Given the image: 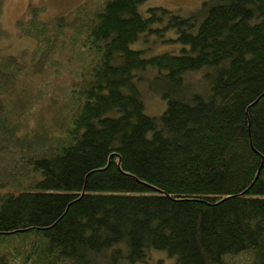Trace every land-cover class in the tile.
Listing matches in <instances>:
<instances>
[{"label": "trees", "instance_id": "16d2710c", "mask_svg": "<svg viewBox=\"0 0 264 264\" xmlns=\"http://www.w3.org/2000/svg\"><path fill=\"white\" fill-rule=\"evenodd\" d=\"M140 2L0 22V264H264V0Z\"/></svg>", "mask_w": 264, "mask_h": 264}, {"label": "rangeland", "instance_id": "374dc122", "mask_svg": "<svg viewBox=\"0 0 264 264\" xmlns=\"http://www.w3.org/2000/svg\"><path fill=\"white\" fill-rule=\"evenodd\" d=\"M94 1L97 0H5L4 7L2 9V21L3 26L8 30L5 31L12 33L14 29L17 26V20L23 19L25 17L29 18V16H32L34 12H36L37 18L44 20L48 19L52 16L61 14V15H68L72 9L76 7V5L80 3H84L85 5H90L92 7L95 6ZM205 0H142L138 6V11L142 15L146 16V9L150 6H163L167 9H174L179 12L182 16H189L193 14V11L198 9V6H201L204 3ZM17 29V28H16ZM170 34H173L170 32ZM143 42H136L134 43L135 47H149L150 49L153 46L152 52H149L147 50V55H152L154 50H157L156 46H154V43H143ZM17 47V46H16ZM21 47V43H18V48ZM63 70V68H62ZM199 74H193L190 77L195 78L196 76L200 79L202 78L201 73ZM63 76H68L67 74H62L60 78L62 80L65 79ZM151 79V78H150ZM58 83H60V79L57 77ZM149 84V80L146 82V85ZM157 96V95H156ZM156 96H146L145 100L147 101V109L150 110H156L158 109L159 105L161 104L159 100L156 99ZM163 103V101H162ZM164 106V103H163ZM163 106L161 109H163ZM161 109L158 111L160 112ZM150 113V112H149ZM157 113V112H155ZM154 114V113H153ZM163 253V251H161ZM161 252L153 253L151 254L150 258L148 259L149 263L156 264L157 259H160L162 264H170L169 260H167L165 257H163V254ZM161 253V255H160ZM243 258H246L245 256H242Z\"/></svg>", "mask_w": 264, "mask_h": 264}]
</instances>
